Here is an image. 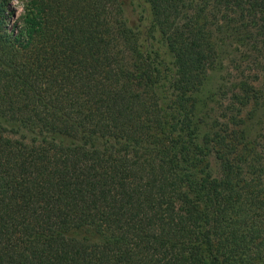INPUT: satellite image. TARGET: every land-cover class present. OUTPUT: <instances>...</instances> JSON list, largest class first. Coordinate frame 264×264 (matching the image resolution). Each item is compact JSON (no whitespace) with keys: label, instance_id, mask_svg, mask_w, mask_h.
Segmentation results:
<instances>
[{"label":"trees","instance_id":"obj_1","mask_svg":"<svg viewBox=\"0 0 264 264\" xmlns=\"http://www.w3.org/2000/svg\"><path fill=\"white\" fill-rule=\"evenodd\" d=\"M21 4L0 264H264V0Z\"/></svg>","mask_w":264,"mask_h":264},{"label":"rangeland","instance_id":"obj_2","mask_svg":"<svg viewBox=\"0 0 264 264\" xmlns=\"http://www.w3.org/2000/svg\"><path fill=\"white\" fill-rule=\"evenodd\" d=\"M133 14L131 13L130 16H132ZM141 17L142 18V26H146L147 23H148V20H149V15H148V12L146 9L143 10V8H140V11H139V8L136 10L135 12V16L132 17L133 18H136V17ZM213 87V86H212Z\"/></svg>","mask_w":264,"mask_h":264},{"label":"clouds","instance_id":"obj_3","mask_svg":"<svg viewBox=\"0 0 264 264\" xmlns=\"http://www.w3.org/2000/svg\"><path fill=\"white\" fill-rule=\"evenodd\" d=\"M11 6L16 9V18L19 19L23 14V6L21 4V0H9Z\"/></svg>","mask_w":264,"mask_h":264}]
</instances>
